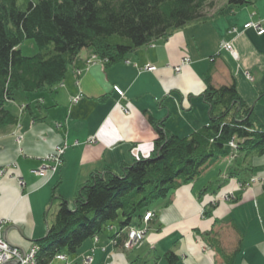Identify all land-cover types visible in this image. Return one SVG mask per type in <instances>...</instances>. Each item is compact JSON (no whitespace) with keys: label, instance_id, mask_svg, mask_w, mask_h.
Returning <instances> with one entry per match:
<instances>
[{"label":"crops","instance_id":"1","mask_svg":"<svg viewBox=\"0 0 264 264\" xmlns=\"http://www.w3.org/2000/svg\"><path fill=\"white\" fill-rule=\"evenodd\" d=\"M220 11L214 0L206 13L207 19L213 20L209 24L222 21L220 17L215 18ZM239 13L249 14L251 23L260 22L264 28V0L241 7ZM249 21L227 23L228 26L237 24L239 33L229 34L231 26H227L224 39L233 41L239 56L235 68L229 62L234 61L232 58L219 53L213 64L206 62L207 55L200 56L192 64L189 61V65H182L180 72H174L184 54L192 57L191 52L197 55L201 52L202 45L196 40L200 35L196 33L197 28L204 26L194 23L164 39L163 46H154L147 52L140 48L112 66H105L98 59L88 63L93 52L82 50L63 83L43 93L47 95L45 107L43 99L34 98L37 94L31 95L32 98L20 97L19 102L29 106L21 116L20 126L16 131L13 127L0 129V168H10L15 176L8 174L0 179V221L6 222V240L28 250L46 234L53 195L72 207L79 188L92 173L105 170L118 173L121 164L132 163L134 156H148L156 138L150 120L162 123L164 129L180 138L206 125L208 108L200 95L207 73L212 72L214 87L234 81L247 105L237 74H248L251 79L254 73L257 80L253 85L258 91L252 96L262 95L264 60L258 66L251 64V58H259L258 62L264 59V52L260 57V50L252 41L263 42L264 34L257 35L253 29L243 30ZM147 65L156 70L146 71ZM219 75L222 79L216 83L214 80ZM114 86L124 92L125 99L119 100L112 90ZM78 93L80 99L72 104L71 98ZM63 142L69 147L63 154L62 166L50 179L35 178L31 172ZM223 172L228 174L226 179L222 177ZM18 178L24 181L23 188L19 187ZM239 181L247 182L245 188L239 189ZM263 186L264 155L252 159L241 155L223 158L210 165L193 183L176 189L169 205L161 201L153 211L156 223H151L143 242L136 248L148 250L153 255V264L163 261L167 264L163 256L168 252L178 257L177 264H264ZM226 193H232L226 202L208 206V196L220 197ZM109 228L111 231L107 229L100 235L97 244L86 241L77 256L87 255L95 248L91 264H130L142 259L136 256L132 260L133 249L128 255L115 248L109 238L119 233L120 228L113 224ZM101 246L107 250L103 252ZM148 259L151 258L140 262L147 264Z\"/></svg>","mask_w":264,"mask_h":264},{"label":"trees","instance_id":"2","mask_svg":"<svg viewBox=\"0 0 264 264\" xmlns=\"http://www.w3.org/2000/svg\"><path fill=\"white\" fill-rule=\"evenodd\" d=\"M257 1L227 3L241 8ZM213 3L214 0H0V129L14 127L21 119L20 113L10 109V103L14 108L25 105L17 101L22 95L45 93L60 86L82 50H92L93 57L105 66L115 65L188 25L204 23L205 9L213 7ZM25 40L35 43V55H22L20 48ZM263 96L264 93L258 99ZM200 98L208 108L206 125L180 138L170 134L162 123L150 120L156 138L148 156H134L132 163L121 164L118 173H92L79 188L72 208L63 198L52 196V202H59L58 209L47 234L35 244L39 247L37 264H51L63 253L75 254L85 241L98 237L115 222L122 232L109 239L121 249L127 239L123 230L142 227V217L148 212L154 215L152 203L161 200L169 205L176 189L194 182L219 159L229 157L231 149L227 144L232 140L235 152L245 159L264 155V124L240 97L234 81L214 87L209 72ZM163 259L167 264L178 263L173 252L165 253ZM140 260L130 264H143Z\"/></svg>","mask_w":264,"mask_h":264},{"label":"rangeland","instance_id":"3","mask_svg":"<svg viewBox=\"0 0 264 264\" xmlns=\"http://www.w3.org/2000/svg\"><path fill=\"white\" fill-rule=\"evenodd\" d=\"M217 1V7L219 8V9H221V11H220V13L218 14V15H216L215 16V18H221L222 19V21H220V23H218V24H213V25H211V24H209L208 22H210V21H213L211 18H208L204 23H200L201 25H203L204 26V28H197V35H200V39H196L197 40V42L198 43H200L202 46H200V49H201V52H199L198 53V55H197V53L196 52H191V54H192V57L190 56V55H187V54H184V56L182 57V59H180V64H182V60H184V59H186V60H188V62L189 61H191V63L190 64H192V62H193V60H196V59H199V57L200 56H208V58L206 59V62L207 63H209V64H213V61H214V59L215 58H219L218 56H219V53H221L222 55H225V56H227L228 55V57L229 58H232L229 54H228V52H227V49L225 50V48H222V45L223 44H225V43H229L232 47H233V49H234V51L236 52V50H235V46H234V43H233V41H231V40H224L225 39V32H226V28H227V26H228V22H234V23H236V22H238V21H244V19H248V21L249 20H252L251 19V17L249 16V14H243V13H239V10L241 9V8H239V7H234V6H230V5H228V3H227V0H216ZM209 7L208 8H206L205 9V14L206 13H208V11H209ZM221 12H223V15H222V13ZM222 16H225V17H222ZM249 23H251V21H249ZM253 23V22H252ZM256 23H258V22H256ZM206 24V25H205ZM232 25H234V26H232ZM235 25H237V24H230L229 26H231V28L229 29V30H232L233 28H236L237 29V27H235ZM259 25L262 27L263 25H262V23H260L259 22ZM210 26H212V27H210ZM228 26V27H229ZM238 30V29H237ZM244 30V29H243ZM248 30V29H247ZM253 31L256 33V31H255V29H253ZM229 33V32H228ZM227 33V34H228ZM226 34V35H227ZM229 34H231V33H229ZM203 35V36H202ZM228 36V35H227ZM263 39H264V37H263ZM163 40L164 39H162V40H160V43H158V42H155V44H153L152 46H146V47H143L141 50H145V52H147V50L150 48H155L154 46H156V47H158V46H163L162 44H164V43H162L163 42ZM222 40H224V42L222 41ZM221 41V42H220ZM254 43L253 44H255L256 45V47L260 50V51H258V55H260V57L262 56V52H264V41L263 42H261L259 39H253L252 40ZM161 44V45H160ZM191 44V43H190ZM20 50H21V53H22V55L23 56H25V57H31V56H33V55H35L36 53H37V49H36V46H35V43L32 41V40H25L23 43H22V45H21V48H20ZM254 50V49H253ZM252 53H253V51L252 50H250ZM214 53V54H213ZM199 54H201V55H199ZM237 54V53H236ZM185 57V58H184ZM237 57H238V59L237 60H234L233 58V60L235 61H232V60H230L229 62L234 66V68L236 67L235 65L237 64L236 62L239 60V56H238V54H237ZM190 58V59H189ZM257 58V57H256ZM258 59L259 58H257V60H255V57H253V58H251V64H253V65H258L259 66V64H262V62H263V58H261L262 60H260V62H258ZM91 61L92 60H96V59H94V57H93V55H92V57H91V59H90ZM89 60V61H90ZM189 65V64H188ZM150 66V65H149ZM147 67H148V65L147 66H145V70L146 71H149V72H153L154 70H156L155 69V67H153L154 68V70H152V71H150V70H147ZM150 67H152V66H150ZM173 71H174V69H173ZM175 72V71H174ZM211 74H212V72H211ZM237 75H239V77H238V81H239V83H240V87H241V90L243 91L242 93H243V95H244V97H245V99H247L248 100V102H249V105L251 106V107H253V109H254V114L258 117V119H259V121L262 123V124H264V96L261 98V99H258L257 97H259V96H257L256 98H254L252 95H254L253 94V92L255 93V92H257L258 90H257V88L256 87H254V85H253V83L257 80V76L254 74V73H252L251 74V79L249 78V76L248 75H245V74H237ZM219 78H216L214 81L216 82V83H219L220 82V79H222V75H219L218 76ZM254 87V88H253ZM46 93V92H45ZM35 94H37V95H34V94H29L28 95V98H32V97H30L31 95H34V98L35 99H37V100H42L43 99V107H45V105H44V103H45V99H46V97H47V95H45L44 96V94L43 93H35ZM78 95L81 97V94L80 93H78ZM77 95V96H78ZM23 96V95H22ZM21 96V97H22ZM36 96V97H35ZM76 97V96H75ZM24 98L26 99L27 98V96L25 95L24 96ZM20 99V97L17 99V101ZM72 99V98H71ZM80 99V98H79ZM25 101H27V100H25ZM244 101H246V100H244ZM42 101H39V103H41ZM17 103H19V102H17ZM9 105H11V106H9L10 107V109H15L14 110V112H16V113H25V111H26V106H28V104H26L25 103V105L23 104V105H21V106H17V107H15L14 108V104H9ZM23 108H24V111H23ZM12 109V110H13ZM23 111V112H22ZM21 117V116H20ZM19 124V123H18ZM17 127V125L16 126H14L13 128H15V131H16V129H18V128H16ZM18 140V139H17ZM93 142V140H88V143H92ZM64 144H66V147H65V149H64V152L66 151V149L69 147L68 146V144L66 143V142H63L60 146H57L54 150H53V152H51L50 154H48L47 156L49 157V156H51L50 158L52 159V162H56V163H59V165H58V167H57V169H56V171H55V173L57 172V170L62 166V158H63V154H64V152L61 154V151L60 150H58V148H61V147H63L64 146ZM234 145H235V141L234 140H232L231 142H229L228 144H227V146L231 149V156L233 157H235L236 155H238L237 154V152H235L236 150H235V148H234ZM61 155V156H60ZM44 160H42V162L43 163H46V165L44 164V169L43 168H41V166L38 168V169H36L35 171H32L31 173H32V175L35 177V178H42V179H44V180H47V179H50L55 173H53V172H50V168H48V163H47V161H49V159L48 160H46L45 161V159H47V157H44L43 158ZM221 159H219L218 161H220ZM10 168H0V172H2V171H4V174H1L0 173V179L1 178H3L4 176H6V175H8L9 174V176L10 177H15V176H13V174L12 173H10V170H9ZM36 171L37 172H39L38 174V176H35V174H36ZM208 172H210V171H208ZM227 176H228V174L227 173H225V172H223L222 173V177H223V179H226L227 178ZM17 180V179H16ZM20 180H21V182H20ZM250 181V180H249ZM17 182H18V185H19V187L20 188H23L24 187V185H25V183H24V181L20 178H18V180H17ZM191 183H193V182H191ZM247 183V182H246ZM188 184H190V183H187V184H185V185H188ZM239 184H240V186L242 187H240L239 189H243V188H245V186H243V185H241V183L239 182ZM78 193V192H77ZM230 196H232V193H226V195H223V196H218V197H213L212 196V198L210 197V196H208V198H209V205L208 206H211V207H214V206H216V204H218V203H220V202H226L227 200H228V198L230 197ZM171 197V196H170ZM58 199V198H57ZM204 199H205V196H204ZM169 200H170V198H169ZM66 201V200H65ZM74 201V200H73ZM68 203V202H67ZM161 203V200H159V201H157V202H154V203H152L151 205H150V210L151 211H154V210H156L157 209V207H158V205ZM58 204H59V202L57 201V200H54L53 202H52V206H49V208H48V216H47V224H48V226L49 225H51L52 223H53V221H54V218H55V214H56V212H57V209H58ZM68 205H69V203H68ZM69 207L70 208H72L73 207V202H72V207L69 205ZM148 214V213H147ZM155 215V214H154ZM153 214H151V216L149 217V219H147V220H145V218H142V222H141V224H143V226H142V228L143 229H146V231L148 230H150V226H151V223L153 224V223H156V218H155V216H154ZM203 215H206V213L204 212L203 213ZM4 223H6V222H4ZM115 227H119V224H118V222H115V223H112ZM4 227H5V224L2 226V229H1V232H0V235H1V238L3 239V241L6 243V245H9L10 247H14V248H17L18 250H20L22 253H24L25 254V252H28L29 250H30V248L28 249V250H23V249H21V248H19V247H16V246H13V245H11L7 240H6V238H5V236H4ZM47 229H48V227H47ZM126 231H127V234L129 233V229L127 228L126 229ZM46 232H47V230H46ZM47 234V233H46ZM103 234V233H102ZM102 234H100V235H102ZM99 235V236H100ZM99 236L98 237H94L93 239H92V241L94 242V244H97L98 243V238H99ZM141 240H137V241H135L136 243L135 244H132L131 246H130V248H129V250H131L133 247V250L132 251H134V253L132 254V260H134L135 258H136V256H140L141 258H142V260H146L147 258H151V259H148V261H147V264H153L152 263V257H153V255L150 253L149 254V252H148V250H145V248H143L142 249V251H138L137 250V248H135V245H140L142 242H143V240H144V237L143 236H141V238H140ZM86 242V241H85ZM127 243V242H126ZM84 244V243H83ZM82 244V245H83ZM35 245V244H34ZM82 247V246H81ZM80 247V248H81ZM103 252L104 251H106L107 250V248H106V246H101V248H100ZM80 250V249H79ZM79 250L75 253V254H72V255H68V254H65V253H63V254H61V255H57L58 257H60V258H58L57 256L55 257V259L53 260V262L51 263V264H71L72 263V260L75 258V257H77V259L76 260H78V261H76L75 262V264H91L92 262H93V253H94V250H95V248H92L91 250H90V253L89 254H87V255H81V256H77V254H78V252H79ZM130 253L131 252H128V255H130ZM127 254V253H126ZM111 257V256H110ZM36 264H37V262H36ZM162 264H165V262L163 261L162 262Z\"/></svg>","mask_w":264,"mask_h":264},{"label":"built area","instance_id":"4","mask_svg":"<svg viewBox=\"0 0 264 264\" xmlns=\"http://www.w3.org/2000/svg\"><path fill=\"white\" fill-rule=\"evenodd\" d=\"M243 29L244 30L255 29L257 35H260V36L264 34V29L259 25V22L258 23H248L245 26H243ZM229 33L234 34V35H238L239 34L236 28H233L232 30H230ZM222 48H225V50L227 49L228 54L234 60L238 59L236 52L234 51L233 47L229 43L223 44ZM188 63H189L188 60L184 59V60H182V64L181 65H185V64H188ZM180 69H181V66L176 67L175 68V72H177V73L180 72ZM147 70L152 71V70H154V68L148 66ZM112 90L118 96L119 100L125 99L124 92L119 87L114 86L112 88ZM79 98H80V96L78 95V96L72 98L70 100V102L72 104L77 103ZM118 104H119V102H117V105ZM123 111L126 112L125 109ZM20 114H21V112H20ZM65 147H66V144H64L63 147L58 148V150L61 151V154L64 152ZM234 148L236 149L235 145H234ZM50 157L51 156H49V157L47 156V159H45V161L49 159V161H47V163H48L47 166H48V168H50V172L55 173L59 163L52 162V159ZM44 164L46 165V163H42V166H41V168H43V169L45 168ZM0 173L4 174V171H2ZM38 173L39 172L36 171L35 176H38L39 175ZM20 182H21V180H20ZM151 214L152 213L148 212V214L146 213L143 218H145V220H147V219H149ZM4 222L5 221H3V220L0 221V232H1L2 226L5 224ZM145 232H146V229H143L142 227L134 226V227L129 228V233L127 234V239H126L127 243L125 242V245L127 244V246L130 247L132 244H135L136 243L135 241L141 240L140 239L141 236L144 237ZM135 246H137V245H135ZM38 250L39 249H38L37 246L36 247L32 246L30 248V250L28 252H25V254H24L20 250H18L17 248L10 247L9 245H6V243L3 241V239L1 238V235H0V264H3L5 262H7V261H12V260L20 261L18 264H36V255H37L36 253H37ZM58 258H60V257H58Z\"/></svg>","mask_w":264,"mask_h":264},{"label":"bare ground","instance_id":"5","mask_svg":"<svg viewBox=\"0 0 264 264\" xmlns=\"http://www.w3.org/2000/svg\"><path fill=\"white\" fill-rule=\"evenodd\" d=\"M180 66H182V65L180 64ZM23 111H24V108H23ZM23 111H22V112H23ZM19 124H20V120H19ZM19 124H17V127H16V128H18V127L20 126ZM56 127L59 128V127H60V124H59V125H56ZM18 141H20V139H19ZM45 157H47V156H45ZM12 167H13V166H12ZM6 169H7V168H6ZM143 217H144V216H143ZM143 217H142V218H143ZM3 221H4V220H3ZM141 221H142V220H141ZM107 229H108L109 231H111V228L108 227ZM119 232H122V230H120ZM125 233H126V232H125ZM126 235H127V233H126ZM110 241H111L112 245L115 247V245H114V242H115V241H112V240H110ZM32 246L36 247L37 245L35 246L34 244H32ZM32 246H31V247H32ZM37 247H38V246H37ZM129 248H130V247L127 246V244L125 245V243H124V244H123V247L121 248V250L124 251L125 253H127V251H129ZM38 249H39V247H38ZM37 253H38V251H37ZM37 253H36V254H37ZM110 256H111V255H108V259H107V260H110V259H111Z\"/></svg>","mask_w":264,"mask_h":264},{"label":"water","instance_id":"6","mask_svg":"<svg viewBox=\"0 0 264 264\" xmlns=\"http://www.w3.org/2000/svg\"><path fill=\"white\" fill-rule=\"evenodd\" d=\"M20 261H14V260H12V261H7V262H5V263H3V264H18Z\"/></svg>","mask_w":264,"mask_h":264}]
</instances>
